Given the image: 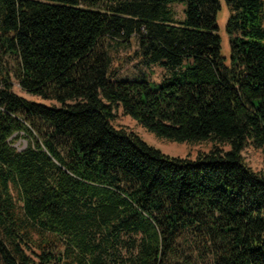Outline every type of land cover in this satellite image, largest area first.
Listing matches in <instances>:
<instances>
[{"label": "trees", "instance_id": "16d2710c", "mask_svg": "<svg viewBox=\"0 0 264 264\" xmlns=\"http://www.w3.org/2000/svg\"><path fill=\"white\" fill-rule=\"evenodd\" d=\"M132 36L160 84L116 80ZM0 77V264H264V0H0Z\"/></svg>", "mask_w": 264, "mask_h": 264}, {"label": "rangeland", "instance_id": "374dc122", "mask_svg": "<svg viewBox=\"0 0 264 264\" xmlns=\"http://www.w3.org/2000/svg\"><path fill=\"white\" fill-rule=\"evenodd\" d=\"M170 7L176 13V18L178 20L183 21L185 19V9L186 6L184 3H174L171 4ZM229 16V11L227 6L223 3L222 9L219 11L217 16V23L219 26V33L224 38L225 47L228 46L227 35L225 33V26ZM129 44L125 47H121L119 52L116 54V60L114 62L115 66L121 67L120 72L116 80H124V79H137L141 80L144 74L147 75L146 79L152 83H161L164 77L168 75L166 70L159 66L154 65L151 67L143 65L140 60L136 57L132 56L133 52L138 49V41L136 36H132L129 38ZM108 43V40L104 41V46ZM132 56V57H129ZM13 91L20 97L25 98L27 100L43 103L47 106H58V103L53 100H44L41 97L33 96L24 92L19 86L17 81H14ZM113 124L117 128H124L128 131L135 132L138 134L143 140H145L150 145L159 148L164 153L172 156L186 158L189 157L191 159H196L197 156L201 153H208L212 149V144L209 142L204 143H196V144H179L176 142H171L162 138L157 137L156 135L147 131L142 125H140L137 121L133 120L131 117L124 114V111L121 107L115 108V117L113 120ZM15 146H17L20 150H22L26 143L24 140H19L16 142ZM244 155L250 165L256 172L264 171V149H254L248 148L244 152ZM192 251L186 250V252H182V256L190 255Z\"/></svg>", "mask_w": 264, "mask_h": 264}, {"label": "built area", "instance_id": "2783aa9c", "mask_svg": "<svg viewBox=\"0 0 264 264\" xmlns=\"http://www.w3.org/2000/svg\"><path fill=\"white\" fill-rule=\"evenodd\" d=\"M2 85H3V83H2V79H1V77H0V89L2 88Z\"/></svg>", "mask_w": 264, "mask_h": 264}]
</instances>
